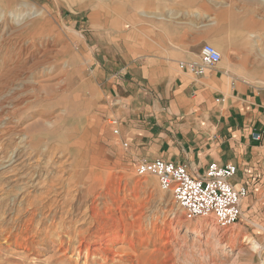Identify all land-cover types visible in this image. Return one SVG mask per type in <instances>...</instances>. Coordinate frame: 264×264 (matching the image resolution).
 Here are the masks:
<instances>
[{
  "label": "rangeland",
  "instance_id": "obj_1",
  "mask_svg": "<svg viewBox=\"0 0 264 264\" xmlns=\"http://www.w3.org/2000/svg\"><path fill=\"white\" fill-rule=\"evenodd\" d=\"M182 9L190 17L178 28L192 33L195 22L208 18L196 43L213 44L221 63H240L237 72L264 85V0H0V21L10 16L14 25L28 22L22 36L30 49L38 37L46 41L49 51L38 70L53 74L47 82L37 79L44 86L25 92L28 108L0 128V264H104V245L87 247L116 227L119 238L110 246L127 252L106 264H264V152L252 166L257 174L246 177L258 190L242 201L240 219L221 228L213 216L186 218L157 176L138 175V157L129 154L123 131L115 136L109 124L110 87L122 61L134 66L144 55L158 54L160 40L167 44V19ZM40 116L45 125L33 126L19 147L21 164L3 167L2 154L17 145L15 134L5 133L7 125L21 127ZM203 221L213 229L200 235L186 230ZM251 240L261 249L253 250Z\"/></svg>",
  "mask_w": 264,
  "mask_h": 264
},
{
  "label": "crops",
  "instance_id": "obj_2",
  "mask_svg": "<svg viewBox=\"0 0 264 264\" xmlns=\"http://www.w3.org/2000/svg\"><path fill=\"white\" fill-rule=\"evenodd\" d=\"M187 15L182 9L167 19V44L162 47L159 37L158 54L144 55L134 66L122 61L108 112L120 119L122 139L134 158L164 159L197 176L213 162L234 164L232 182L256 192L259 184L246 177L257 174L252 166L264 152V85L237 72L240 63H221L223 57L204 75L181 69L180 61L199 60L203 44L196 43L197 31L209 26L206 18L195 22L192 33L178 28L187 24Z\"/></svg>",
  "mask_w": 264,
  "mask_h": 264
},
{
  "label": "built area",
  "instance_id": "obj_3",
  "mask_svg": "<svg viewBox=\"0 0 264 264\" xmlns=\"http://www.w3.org/2000/svg\"><path fill=\"white\" fill-rule=\"evenodd\" d=\"M222 53L211 43H204L197 61H180L179 67L194 75H204L222 61ZM114 127L113 134L121 135L120 119L109 118ZM255 139H261L262 133H253ZM138 175L157 176L161 188L173 196L177 207L183 210L188 219L213 216L219 227L226 228L240 219L241 204L249 194L247 185L235 184L232 179L237 174L234 164L220 165L213 162L201 175L191 174L186 166L171 161L148 157H138L136 163Z\"/></svg>",
  "mask_w": 264,
  "mask_h": 264
},
{
  "label": "bare ground",
  "instance_id": "obj_4",
  "mask_svg": "<svg viewBox=\"0 0 264 264\" xmlns=\"http://www.w3.org/2000/svg\"><path fill=\"white\" fill-rule=\"evenodd\" d=\"M5 13V12H4ZM182 14V13H181ZM10 17V16H9ZM9 17L4 16L3 19L0 21V99L2 101H0V128L2 125L5 124L7 122H4V119H6L7 117H9L10 115H16L17 113H20L21 111L25 110L28 108V105L26 102H28V98L27 97H23V95L25 94V92L37 88V87H43L44 84H40L41 82H39V80H37L38 78L42 80H44L45 82H47V80H50V77L53 75H51V70H48L49 73H47V70L45 68L38 70L40 67V65H44L45 64V55L47 53V51H49L46 47V41L42 40L41 38L38 37V39H40L38 41V44H35V48L34 49H30L29 48V41H26V39H24V37L22 36V33H26V30H28L29 28V24L28 22L26 23H18L14 25V19L12 20L9 19ZM22 17V16H21ZM18 18V17H17ZM18 25V26H16ZM50 31V30H49ZM16 36H18V38H16ZM14 39H18V44H17V52L16 54H10V47L12 46V43L14 44ZM37 39V40H38ZM52 48V47H51ZM14 57V58H11ZM223 57V56H222ZM247 60V57H244V61ZM33 61V62H32ZM31 66H28L29 64H31ZM35 70L32 72V70ZM37 71V72H36ZM35 73H39V76L36 77L35 79H32L33 74ZM57 73V72H56ZM54 78V77H53ZM43 82V83H45ZM50 83V82H49ZM48 84V83H46ZM40 87V89H41ZM46 87V86H45ZM44 87V88H45ZM8 90V91H5ZM33 91V90H32ZM29 93V92H28ZM41 96V95H40ZM22 97V98H20ZM30 99V98H29ZM16 101V103H15ZM31 102V101H30ZM12 103H15L17 105V107L13 110H10L7 108V110H3V107L6 105H11ZM24 104V106H23ZM8 106V107H9ZM7 107V106H6ZM11 107V106H10ZM66 111V110H65ZM76 114V113H75ZM22 115V114H21ZM17 116V115H16ZM13 117V116H12ZM37 118V116H36ZM53 118V117H52ZM51 118V121L53 120ZM62 116L61 114H58L55 118V120L57 121L58 119L61 120ZM34 119V118H33ZM45 118H43V116L38 117V119H36L34 122L32 123H26L23 126H17V124L11 123L8 124L6 129H5V133L7 135H12L13 133L15 134V144L17 143V145L15 146V148L10 152V154H2V158L4 160H6V165L3 166L5 168L9 167L12 163L15 162H22L23 159V154L21 153V150H19L21 146L24 145V141L26 140V138L30 135L31 136V129L33 126L35 125H45V120H43ZM88 119V118H87ZM7 120V119H6ZM17 122V121H16ZM30 122V121H28ZM10 123V122H8ZM45 128V127H44ZM3 132V133H4ZM2 133V132H1ZM5 136V135H4ZM10 137V136H9ZM12 138V137H10ZM0 140L2 141L3 139L0 138ZM10 140V139H9ZM5 142V141H3ZM27 143V142H26ZM9 144V143H8ZM6 144V145H8ZM12 144V143H11ZM14 146V145H13ZM46 146V145H45ZM0 147H1V143H0ZM10 147V146H9ZM26 147V145H25ZM8 149V148H7ZM6 149V150H7ZM46 149V148H45ZM4 150V149H2ZM9 150V149H8ZM11 150V149H10ZM50 150V149H49ZM5 152V151H4ZM2 153V152H1ZM6 153V152H5ZM4 155V156H3ZM1 157V156H0ZM3 160V161H4ZM2 161V162H3ZM4 162V163H5ZM24 163V162H23ZM21 164V163H19ZM1 165V164H0ZM11 167V166H10ZM91 170V169H90ZM92 172V171H91ZM21 174V173H20ZM72 175H70L71 177ZM35 177V176H34ZM33 177V178H34ZM18 178V177H17ZM103 178V177H102ZM16 179V178H15ZM17 182V181H15ZM14 182V184H15ZM20 182V181H19ZM12 183V182H11ZM10 183V184H11ZM92 183V182H91ZM13 184V185H14ZM92 185V184H91ZM12 186V185H11ZM14 188V186H12ZM72 187V186H71ZM12 189V188H11ZM10 189V190H11ZM89 190V189H88ZM9 192V191H8ZM168 192V191H167ZM81 193V192H80ZM84 194V193H83ZM90 194V192H89ZM247 197V196H246ZM245 197V198H246ZM44 198V197H43ZM42 198V199H43ZM82 198V197H81ZM80 198V200H81ZM244 198V199H245ZM243 199V200H244ZM58 201V200H56ZM85 201V200H84ZM81 202V201H80ZM32 203V202H31ZM85 203V202H84ZM2 205V204H1ZM54 205V204H53ZM1 209V208H0ZM12 209V208H11ZM94 209V208H93ZM7 211V210H6ZM10 212V210H9ZM12 212V211H11ZM13 213V212H12ZM8 214V212H7ZM7 218V217H6ZM13 218V217H12ZM6 220V219H5ZM3 221V220H2ZM1 221V223H2ZM13 221V219H12ZM210 221V220H209ZM11 222V221H10ZM4 223V222H3ZM7 224V223H6ZM10 224V223H9ZM116 224V222H115ZM120 224V223H119ZM215 224V223H214ZM258 227L259 224H257ZM6 227V226H4ZM8 228V227H7ZM208 228H210V230L213 229V224L208 222V221H203L200 225L198 226H193V227H189V225L187 226V231L190 230L193 233L200 235L203 232H205ZM216 228V227H215ZM222 228V227H221ZM228 228V227H226ZM9 229H11L9 227ZM8 230V229H7ZM119 231L120 228L116 227V231L114 234L112 235H99V237L97 238L98 240L93 244V245H88L87 249L88 252L89 250L91 251L92 248H94V250L97 248L99 249L102 245H104L102 247V250L104 248V250H106L109 255L105 256L103 258L104 259V264H106L107 262H109L108 260H113L114 254L116 255H122L123 250L125 249H120V251H116L113 246H110V244L112 242H115V240H118L119 238ZM84 234V233H83ZM230 233L227 232H223V234L221 235L223 238H226ZM9 235V234H8ZM10 236V235H9ZM19 236V235H18ZM8 237V236H7ZM85 237V236H83ZM12 238V237H11ZM231 239V238H230ZM249 243H252L251 247L253 248V250H260L261 249V245L255 241V240H251L249 241ZM134 244V243H133ZM80 245V244H79ZM78 245V246H79ZM113 245V244H112ZM124 246V245H123ZM165 246V245H164ZM125 248V247H124ZM85 249V248H84ZM101 249V248H100ZM117 249V248H116ZM128 249V248H127ZM81 246L78 249L77 252V257L76 259L80 256L81 253ZM87 251V250H86ZM85 251V252H86ZM105 251V252H106ZM98 252V251H97ZM102 252V251H101ZM104 252V253H105ZM124 252H127L126 250ZM87 253V252H86ZM129 253V252H128ZM127 253V254H128ZM107 254V253H106ZM67 256V254H65ZM84 255V254H83ZM101 255V254H100ZM129 256V254H128ZM125 257V256H122ZM72 258V257H71ZM88 257L85 258V260H87ZM95 258V257H94ZM73 259V258H72ZM82 259V258H81ZM107 260V261H106ZM84 263V262H82ZM113 263V262H112ZM92 264V263H91Z\"/></svg>",
  "mask_w": 264,
  "mask_h": 264
}]
</instances>
